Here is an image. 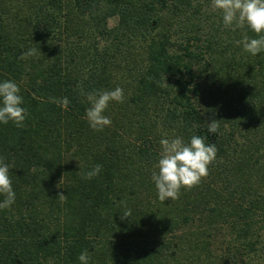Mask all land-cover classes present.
<instances>
[{
    "label": "trees",
    "instance_id": "1",
    "mask_svg": "<svg viewBox=\"0 0 264 264\" xmlns=\"http://www.w3.org/2000/svg\"><path fill=\"white\" fill-rule=\"evenodd\" d=\"M245 35L258 38L225 28L210 0H0V82L26 110L23 127L0 123L16 194L0 264H80L85 250L89 264H264V51L244 52ZM117 87L111 125L92 130L86 94ZM192 135L216 159L162 203L159 142Z\"/></svg>",
    "mask_w": 264,
    "mask_h": 264
},
{
    "label": "clouds",
    "instance_id": "2",
    "mask_svg": "<svg viewBox=\"0 0 264 264\" xmlns=\"http://www.w3.org/2000/svg\"><path fill=\"white\" fill-rule=\"evenodd\" d=\"M211 10L219 12L223 26L233 32L247 28L258 38L244 36L243 51L253 56L264 51V0H210ZM35 49L21 54L19 59H25L35 54ZM19 86L13 81L0 82V123L12 122L17 128L23 127L26 119V110L21 107L23 99ZM86 99L90 107L86 110V120L94 131H102L111 125V119L104 115L110 102L123 103L124 92L120 87L111 91L89 92ZM61 107L69 104L67 97L53 100ZM217 121L207 125L209 133H217ZM160 152L155 164L151 179L157 190L158 199L163 203L166 200L179 198L182 188L191 190L198 186L208 175V166L216 159L215 144L206 143L204 136L192 135L186 143L182 137L164 138L160 140ZM102 170L96 165L91 171L82 174V179H92ZM0 195L5 199L0 202V209H7L15 202V192L9 176V165L0 159ZM61 202L66 201V195L58 194ZM132 216L131 210L126 211L121 219ZM80 264H89L87 250L78 256Z\"/></svg>",
    "mask_w": 264,
    "mask_h": 264
},
{
    "label": "rangeland",
    "instance_id": "3",
    "mask_svg": "<svg viewBox=\"0 0 264 264\" xmlns=\"http://www.w3.org/2000/svg\"><path fill=\"white\" fill-rule=\"evenodd\" d=\"M115 22H116V19L115 18H110V19H108V26H112V25H114L115 24ZM228 237V236H227ZM219 242H220V239L219 240H217L216 242H214V247H217L216 249H215V253L216 252H218V253H221V254H223L224 253V250H223V246H220V244H219ZM219 246L221 247V248H219ZM257 261V263H261L262 262V259H256L255 260V262ZM255 262L253 261L252 262V264H255ZM202 264V263H201ZM227 264H234V263H232V262H228ZM236 264H239L238 262L236 263Z\"/></svg>",
    "mask_w": 264,
    "mask_h": 264
}]
</instances>
